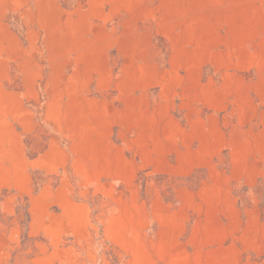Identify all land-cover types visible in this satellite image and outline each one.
Returning <instances> with one entry per match:
<instances>
[{
    "label": "rangeland",
    "instance_id": "rangeland-1",
    "mask_svg": "<svg viewBox=\"0 0 264 264\" xmlns=\"http://www.w3.org/2000/svg\"><path fill=\"white\" fill-rule=\"evenodd\" d=\"M0 84V264H264V0H0Z\"/></svg>",
    "mask_w": 264,
    "mask_h": 264
},
{
    "label": "crops",
    "instance_id": "crops-1",
    "mask_svg": "<svg viewBox=\"0 0 264 264\" xmlns=\"http://www.w3.org/2000/svg\"><path fill=\"white\" fill-rule=\"evenodd\" d=\"M10 99V100H8ZM22 92L15 85L14 88L6 87L4 84H0V135L3 136L5 141V134L8 131L11 135H14L15 143L18 141V151H14V161L9 166L4 163L0 165V173H17L21 172V160H22V135L17 131V108L19 109V122L21 121V110H22ZM7 102L13 104L14 117L8 116L6 111ZM15 147V145H14ZM18 156V158H17ZM2 158V156L0 157ZM11 159V158H9ZM19 161V162H17ZM13 163L15 166H13ZM18 164V166H16Z\"/></svg>",
    "mask_w": 264,
    "mask_h": 264
}]
</instances>
